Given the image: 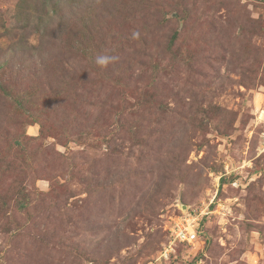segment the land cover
Segmentation results:
<instances>
[{
  "label": "rangeland",
  "instance_id": "374dc122",
  "mask_svg": "<svg viewBox=\"0 0 264 264\" xmlns=\"http://www.w3.org/2000/svg\"><path fill=\"white\" fill-rule=\"evenodd\" d=\"M263 120L264 0H0V264H264Z\"/></svg>",
  "mask_w": 264,
  "mask_h": 264
},
{
  "label": "built area",
  "instance_id": "2783aa9c",
  "mask_svg": "<svg viewBox=\"0 0 264 264\" xmlns=\"http://www.w3.org/2000/svg\"><path fill=\"white\" fill-rule=\"evenodd\" d=\"M264 123V120H263ZM179 229L176 233V237L177 239L181 240V241H190L193 242L195 240L198 239V235H199V230L193 227H187L184 224H178Z\"/></svg>",
  "mask_w": 264,
  "mask_h": 264
},
{
  "label": "clouds",
  "instance_id": "9594fccd",
  "mask_svg": "<svg viewBox=\"0 0 264 264\" xmlns=\"http://www.w3.org/2000/svg\"><path fill=\"white\" fill-rule=\"evenodd\" d=\"M133 38L138 39L139 33H133ZM116 60H118L117 56L110 55L107 53H102L95 57V63L101 68L108 67L110 64L114 63Z\"/></svg>",
  "mask_w": 264,
  "mask_h": 264
}]
</instances>
